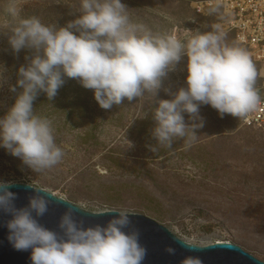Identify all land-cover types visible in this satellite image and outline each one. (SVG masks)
Instances as JSON below:
<instances>
[{
  "label": "rangeland",
  "instance_id": "1",
  "mask_svg": "<svg viewBox=\"0 0 264 264\" xmlns=\"http://www.w3.org/2000/svg\"><path fill=\"white\" fill-rule=\"evenodd\" d=\"M205 1L210 0L122 3L131 22L153 34L182 39L222 21L220 8L209 14L214 5L196 10L195 5ZM80 10V0H0V116L22 91L17 85L18 69L27 63L26 56L34 54L28 48L12 50L11 27L30 16L49 26H65ZM226 34L228 42H235ZM186 61L182 56L175 70L162 78L155 96L125 98L108 109L100 107L93 90L64 76L46 106L40 105L44 92L33 101L34 112L51 122L62 160L35 173L0 147V180L42 187L91 211L128 208L189 242L229 240L264 261V124L248 127L242 117L225 114L221 118L217 110L203 104L199 119L183 113L187 125L203 121L202 127L194 129L197 139L190 148L185 149L182 138L175 139L171 148L158 146L151 135L152 110L160 99H172L185 86ZM261 82L257 77L255 87Z\"/></svg>",
  "mask_w": 264,
  "mask_h": 264
},
{
  "label": "clouds",
  "instance_id": "2",
  "mask_svg": "<svg viewBox=\"0 0 264 264\" xmlns=\"http://www.w3.org/2000/svg\"><path fill=\"white\" fill-rule=\"evenodd\" d=\"M219 7L218 3L210 6L209 14ZM80 9L65 26H49L30 16L20 18L10 29L12 50L18 53L28 48L34 54L26 56L27 63L18 69L17 85L22 91L0 116V147L35 173L57 165L63 150L55 142L51 122L34 112L33 101L39 92L49 100L55 97L64 76L93 90L100 107L108 109L125 98L155 96L162 78L186 56L185 86L172 99H160L152 110L151 135L156 145L165 148H171L177 138L184 139L185 149L196 142L194 129L202 127L203 121L187 125L183 113L199 119V106L206 104L221 118L225 114L243 117L260 103L255 66L244 48L228 42L220 24L181 39L153 34L131 22L122 0H80ZM10 13L16 15L14 9ZM11 186L0 180V214L10 217L0 223L8 229L6 238L14 250L30 251V264H143L147 249L140 242V229L130 209L107 210L102 214H114L106 222L85 225L76 216V209L83 210V206L30 184L34 194L25 206L17 207ZM48 194L66 203L55 227L41 220L53 205ZM165 251L175 254L171 246ZM179 264L202 261L189 255Z\"/></svg>",
  "mask_w": 264,
  "mask_h": 264
},
{
  "label": "water",
  "instance_id": "3",
  "mask_svg": "<svg viewBox=\"0 0 264 264\" xmlns=\"http://www.w3.org/2000/svg\"><path fill=\"white\" fill-rule=\"evenodd\" d=\"M11 184L12 186L9 190L16 193L15 205L17 207L25 206L27 204V198L34 194L31 188L28 187L30 184L23 181H11ZM49 192L58 198L66 199L51 191ZM51 194L48 195L53 200V205L49 213L41 218V220L46 226L55 227L56 220L60 212L65 209L66 203L52 197ZM67 200L72 204H76L69 199ZM107 210L111 209L97 212L85 208L83 210L76 209V216L78 219L83 220L85 225L103 224L114 214H102ZM134 214L131 219L140 229V242L147 249L143 264H179V261L183 257L189 255L198 256L202 264H264L263 260L244 251L238 244L233 242L225 240H216L206 244L189 242L177 236L156 220L140 213ZM9 218L6 214H0V220ZM7 234L8 229L3 223H0V264H30V251L14 250L6 238ZM169 246L175 249V254L170 255L165 251V248Z\"/></svg>",
  "mask_w": 264,
  "mask_h": 264
},
{
  "label": "built area",
  "instance_id": "4",
  "mask_svg": "<svg viewBox=\"0 0 264 264\" xmlns=\"http://www.w3.org/2000/svg\"><path fill=\"white\" fill-rule=\"evenodd\" d=\"M204 3L195 5L196 10L201 11L204 5H220L222 21L219 24L226 33L233 34L234 41L258 66V77L262 80L256 87L260 103L241 120L248 127L264 124V0H210Z\"/></svg>",
  "mask_w": 264,
  "mask_h": 264
},
{
  "label": "trees",
  "instance_id": "5",
  "mask_svg": "<svg viewBox=\"0 0 264 264\" xmlns=\"http://www.w3.org/2000/svg\"><path fill=\"white\" fill-rule=\"evenodd\" d=\"M159 8V7H158ZM161 8V7H160ZM230 35L232 36V38H233V40H234V36H233V34L232 33H230ZM48 98H47V96L45 95V96H43L42 97V100H41V103H40V105H45L46 106V104H45V102H46V100H47ZM49 111H51V110H48V111H46V112H49ZM88 137H92L90 134L88 135ZM110 157V159H111V161H114L115 162V160L113 159V157L112 156H109Z\"/></svg>",
  "mask_w": 264,
  "mask_h": 264
},
{
  "label": "bare ground",
  "instance_id": "6",
  "mask_svg": "<svg viewBox=\"0 0 264 264\" xmlns=\"http://www.w3.org/2000/svg\"><path fill=\"white\" fill-rule=\"evenodd\" d=\"M218 241H220V240H218ZM206 244V243H205Z\"/></svg>",
  "mask_w": 264,
  "mask_h": 264
}]
</instances>
